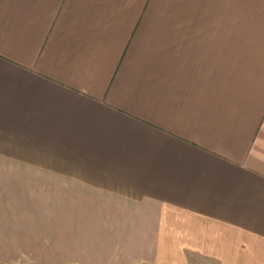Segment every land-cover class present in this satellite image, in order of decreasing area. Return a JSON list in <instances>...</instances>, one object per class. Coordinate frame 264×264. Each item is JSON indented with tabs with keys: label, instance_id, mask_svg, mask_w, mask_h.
<instances>
[{
	"label": "crops",
	"instance_id": "crops-1",
	"mask_svg": "<svg viewBox=\"0 0 264 264\" xmlns=\"http://www.w3.org/2000/svg\"><path fill=\"white\" fill-rule=\"evenodd\" d=\"M14 169L120 264H264V0H0Z\"/></svg>",
	"mask_w": 264,
	"mask_h": 264
},
{
	"label": "rangeland",
	"instance_id": "rangeland-1",
	"mask_svg": "<svg viewBox=\"0 0 264 264\" xmlns=\"http://www.w3.org/2000/svg\"><path fill=\"white\" fill-rule=\"evenodd\" d=\"M21 175L0 170V264H120V219L70 217L52 186L22 184Z\"/></svg>",
	"mask_w": 264,
	"mask_h": 264
}]
</instances>
